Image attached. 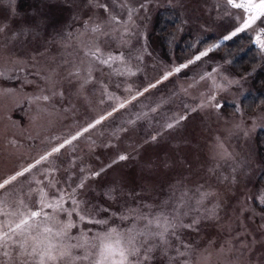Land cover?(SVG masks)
Segmentation results:
<instances>
[{"label":"rangeland","instance_id":"374dc122","mask_svg":"<svg viewBox=\"0 0 264 264\" xmlns=\"http://www.w3.org/2000/svg\"><path fill=\"white\" fill-rule=\"evenodd\" d=\"M122 3L135 9L130 39L122 26L110 37L90 31L110 18L102 4L114 5L111 15L126 20ZM246 16L226 0H0V181L29 169L0 189V236L17 219L4 212L39 211L41 191L48 202L63 197L72 211L71 193L77 211L69 217L45 208L56 218L47 226L55 234L71 221L65 242L84 245L72 255L87 251L89 258L50 264H119L130 230L143 240V232L165 225L164 240H148L154 246L149 264H264V48L255 42L259 28L223 39ZM94 38L104 57L123 54L127 63L92 64V80L84 84ZM208 48L207 56L175 72ZM75 67L81 78H67ZM53 82L64 95L37 101ZM202 94L216 95L223 108L192 111ZM181 115L186 119L176 123ZM220 144L231 158L220 156ZM122 154L128 159L120 161ZM81 178L83 189L77 188ZM194 219L199 223L185 227ZM42 233L43 225L32 232ZM105 244L115 251L102 258ZM24 259L19 245L0 247V264Z\"/></svg>","mask_w":264,"mask_h":264},{"label":"snow or ice","instance_id":"6c2138e0","mask_svg":"<svg viewBox=\"0 0 264 264\" xmlns=\"http://www.w3.org/2000/svg\"><path fill=\"white\" fill-rule=\"evenodd\" d=\"M227 5H231L234 9L237 10H247L246 18L241 20V23L238 24L230 34L225 35L223 37L224 40H230L235 37L238 33L244 32L248 29H253L255 31L256 28H259V33L255 37V42L261 47L264 48V39L261 38L260 33H264V0H259V3H256L255 0H241V2H237V0H226ZM102 8L108 9L110 12V18L107 21L105 26H101L100 24H96L95 27H92L90 31L94 34L103 37H110L113 35L114 32L120 30L122 26L124 33L128 34L129 39L131 38L130 33V23L133 20V14L135 12L134 8H129L127 3H122L121 7L126 10L127 19H118L117 16L111 15L112 11H115V6H109L107 4H102ZM143 7V5H141ZM259 22V23H258ZM4 27H0V33L4 32ZM23 35V31L21 32ZM121 41L123 44L128 43V39H124L121 37ZM213 47H219V45H214ZM213 48H208L205 51L200 52L199 54L195 55L193 58H189L186 63L181 64L179 67L175 68V72L179 73L182 68H187L189 65L200 61L202 57L207 56L209 52H211ZM89 54L92 58L90 61V66L86 69L87 75L83 77V83L88 84L92 80V64H107L111 66V64L115 61H122L123 63H127L124 59L123 54L121 55H111L109 54L107 57H104L99 45L95 43V38L93 39L92 45L89 47ZM129 56H132V52H129ZM138 60L141 57L139 55L135 56ZM129 75L134 73L131 72L130 69L127 70ZM3 73H0L2 75ZM118 74L123 75V71H119ZM172 75L169 72L167 75L163 77V79H168V76ZM210 75V74H209ZM67 78H81V70L79 67H75L74 69H70L67 73ZM203 79V77H202ZM160 81H157L159 83ZM149 87L154 88L156 84H151ZM218 88L219 86L216 85ZM149 90L148 87L143 89V92H138V95H143L144 92ZM63 92L59 91L55 87V82H53V90L49 95L42 94L35 99L37 101H45L48 102L55 96H63ZM136 97L133 96V99ZM123 103L120 107H123ZM197 107L204 108V107H211L215 109L223 108V105L217 100L216 95H209L206 98L201 95V102L192 108V111H196ZM155 111V109H153ZM111 115V113H108ZM104 117L95 120L94 123L88 124L87 127H84L82 131H77L74 135L71 136L70 139L65 138L62 140L58 146H53L51 151L48 152L47 156H51L53 153H59L62 148L65 147L66 144H71L72 141H75L81 136L83 133L89 131V129L94 128L96 125L100 124ZM186 119L185 116L181 115L176 119V123H179L181 120ZM175 127L174 123H168L167 128L172 129ZM156 136H152V140H156ZM219 148L222 151L219 153L222 158L227 157L231 158V153H228L227 150L223 149V144L219 145ZM47 156H41V159H47ZM128 159L127 155H120L119 160L124 161ZM38 163V161H37ZM29 169L25 168L23 171H17L14 175H11L8 178L3 179L0 181V189L7 190L8 186L11 185L14 181L17 180L18 177L24 175L25 172H28ZM81 172L84 170L81 169ZM101 175L100 172H95L92 174L93 177H99ZM84 179L81 178L80 182L77 184V188L83 189L84 188ZM208 193H204L201 196L203 199L207 196ZM69 198L72 201V205L74 206L72 211H68L63 207V197L60 200L48 202L46 200L45 194L41 191L40 193V210H32L30 212H4L5 216H15L17 217L16 220H9L7 222V230L3 231V235L0 236V247L5 248H12L13 245H19V253L21 257H24V264H27L28 257L38 258V264H50V262H55L60 259H67L69 262H74L77 259L86 260L89 258L87 251H85V255L82 257H76L72 255V249L78 247H84V245L77 243V244H69L65 241L69 239L68 237V230L75 225L69 221L67 224L61 226L60 231L56 232L55 234L52 233V228L48 227V223H56V218L54 216L48 215L44 212L45 208L51 209H58L60 211H68V216L72 215L73 211H77L79 207V202L75 199L73 194H69ZM43 217V220L40 221L38 218ZM209 218H215V211L213 210L212 216ZM80 219L84 220L85 216L80 215ZM92 222V221H89ZM98 223H103V221H97ZM14 223V227H13ZM153 223V221L149 220L148 224ZM199 223L198 220H193L192 224L185 225V227H193L194 224ZM43 225V233L40 235H33L32 232L34 229H38ZM175 227V225H173ZM115 229H113V232ZM167 233V225L164 226L163 231L150 233L145 231L142 233L148 239H137L138 235L141 233H137L133 230H130L125 246L123 248H119V264H149L151 260V253L153 252V245L148 243V240L152 237H159L160 240L165 239V235ZM43 235V239L40 236ZM59 237V242L54 243L52 237ZM19 237V238H18ZM115 250L112 248L110 244L104 245V250L101 252V257L103 258L105 254L111 255ZM5 256L9 255L8 251H5Z\"/></svg>","mask_w":264,"mask_h":264},{"label":"trees","instance_id":"16d2710c","mask_svg":"<svg viewBox=\"0 0 264 264\" xmlns=\"http://www.w3.org/2000/svg\"><path fill=\"white\" fill-rule=\"evenodd\" d=\"M248 63H250V62H248ZM261 79H262V81H264V75L261 76ZM258 99H259V97H258ZM261 137H262V134H260V140H262L261 141L262 142V150H263V155H264V138H261Z\"/></svg>","mask_w":264,"mask_h":264}]
</instances>
